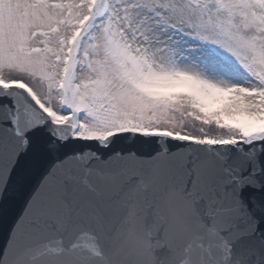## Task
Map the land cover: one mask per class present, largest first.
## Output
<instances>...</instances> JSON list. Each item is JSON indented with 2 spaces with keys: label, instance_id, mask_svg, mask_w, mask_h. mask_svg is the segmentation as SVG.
Here are the masks:
<instances>
[{
  "label": "snow or ice",
  "instance_id": "1",
  "mask_svg": "<svg viewBox=\"0 0 264 264\" xmlns=\"http://www.w3.org/2000/svg\"><path fill=\"white\" fill-rule=\"evenodd\" d=\"M0 264H264V0H0Z\"/></svg>",
  "mask_w": 264,
  "mask_h": 264
},
{
  "label": "water",
  "instance_id": "2",
  "mask_svg": "<svg viewBox=\"0 0 264 264\" xmlns=\"http://www.w3.org/2000/svg\"><path fill=\"white\" fill-rule=\"evenodd\" d=\"M11 216V208H0V241H2L4 236L6 235L7 228L10 224Z\"/></svg>",
  "mask_w": 264,
  "mask_h": 264
}]
</instances>
